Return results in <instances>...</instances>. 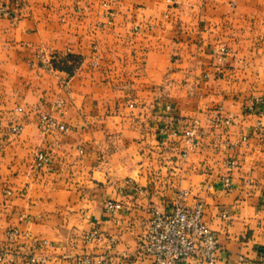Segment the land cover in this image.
Returning <instances> with one entry per match:
<instances>
[{"label": "crops", "instance_id": "obj_1", "mask_svg": "<svg viewBox=\"0 0 264 264\" xmlns=\"http://www.w3.org/2000/svg\"><path fill=\"white\" fill-rule=\"evenodd\" d=\"M11 8V18L0 16V264H152L136 252L151 214L198 204L218 240L212 264H259L264 0ZM38 54L69 57L71 75L42 66ZM40 114L68 131L41 133ZM215 115L232 121L214 128ZM39 152L50 167H34ZM106 201L121 209L106 214Z\"/></svg>", "mask_w": 264, "mask_h": 264}, {"label": "built area", "instance_id": "obj_2", "mask_svg": "<svg viewBox=\"0 0 264 264\" xmlns=\"http://www.w3.org/2000/svg\"><path fill=\"white\" fill-rule=\"evenodd\" d=\"M169 5L174 4L175 0H165ZM136 31V29H134ZM60 105V104H59ZM264 116V114L259 115ZM232 118L221 117L215 115L209 124L212 127L219 125L228 126ZM41 124L45 132L51 129H56L59 132H67L68 128L62 124H56L50 118L43 116ZM261 122L255 124V131H260ZM191 132L188 134L189 141L194 138V132L198 128V123L194 122L191 126ZM14 132L19 129L12 128ZM193 149V145L188 147V151ZM185 155V153H184ZM51 166L50 157L42 152H39L35 157L34 167L37 169L48 168ZM235 167V162L229 160L225 163L227 172ZM224 188L229 187L228 178L222 180ZM104 211L108 215H114L121 209V204L115 201H106L104 203ZM16 232L7 233L10 237ZM100 236L96 233L90 234V240H99ZM218 240L214 232L203 221V209L200 204L189 208L182 205H175L173 210L168 214H159L153 212L151 217L144 227V230L136 239V252L138 255L148 258L152 264H189V261L194 260L200 264H212L216 259V251ZM3 259V254L0 253V260ZM30 263H43L44 260L30 258ZM259 264H264V255L259 259ZM75 264H92L91 260L84 258L77 261ZM96 264H109L106 257L98 259Z\"/></svg>", "mask_w": 264, "mask_h": 264}, {"label": "rangeland", "instance_id": "obj_3", "mask_svg": "<svg viewBox=\"0 0 264 264\" xmlns=\"http://www.w3.org/2000/svg\"><path fill=\"white\" fill-rule=\"evenodd\" d=\"M10 1V5L6 6H1L0 7V16L2 18H11L13 16V10L11 7L13 8H17L20 7L22 5L23 0H9ZM36 60H38L37 62L40 63L42 66H44L45 64L48 65L51 69H56V68H61L64 69L66 71H68L71 67H73L74 63H70L71 60H69V57L66 56H58V55H49L48 57H44L42 54H38L36 56ZM56 67V68H54ZM66 73V72H65ZM67 74V73H66ZM68 75V74H67ZM43 116H46L48 118H50L53 122H55L56 124H60L57 121L53 120L49 115L47 114H40L38 117V129L41 131V133L43 134H48L49 132L52 131H57L56 129H51L49 130V132H45L43 129V126L41 124V118ZM5 124L3 123V120L0 116V129L4 128L5 129ZM10 126V125H9ZM18 128L20 132L21 131V127L19 128L18 126L15 125L14 128ZM255 128V127H254ZM10 130H12V127H10ZM255 131V130H254ZM59 132V131H57ZM257 132V131H255ZM35 157L34 156V160H33V164H35Z\"/></svg>", "mask_w": 264, "mask_h": 264}, {"label": "trees", "instance_id": "obj_4", "mask_svg": "<svg viewBox=\"0 0 264 264\" xmlns=\"http://www.w3.org/2000/svg\"><path fill=\"white\" fill-rule=\"evenodd\" d=\"M54 68H56V67H54ZM56 69L61 70V71H64V72H66L68 75H71V73H72V69H71V68H70L68 71H66V70H64V69H61V68H56Z\"/></svg>", "mask_w": 264, "mask_h": 264}]
</instances>
